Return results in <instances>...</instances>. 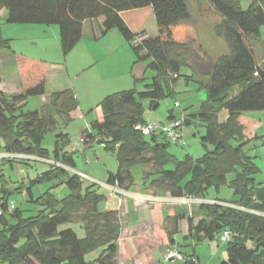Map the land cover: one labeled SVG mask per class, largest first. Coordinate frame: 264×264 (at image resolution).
Wrapping results in <instances>:
<instances>
[{"label":"trees","instance_id":"trees-1","mask_svg":"<svg viewBox=\"0 0 264 264\" xmlns=\"http://www.w3.org/2000/svg\"><path fill=\"white\" fill-rule=\"evenodd\" d=\"M208 1L223 18L214 33L224 40L229 53L216 59L199 78H193L194 70L207 61V54L191 22L187 0H0V16L5 12V23L11 25H56L63 57L81 40L84 23L94 22L101 37L116 30L130 46L135 63H147L153 77L141 91L134 87L106 96L97 106L101 117L85 131L84 141L103 145L117 162V170L108 174L106 184L129 191L135 185L132 169L150 166L151 171L143 176L145 182L151 179L148 187L173 199H205L209 190L227 186L234 199L200 204L201 220L194 224L193 216L187 218L188 235L197 244L218 239L228 230L232 238L221 264H264V187L256 184L259 170L244 151L249 140L241 122L243 113L264 111V65L258 64L251 46L259 41L264 26V0H248L245 9L236 0ZM147 7L153 11L156 36L136 44L139 34L130 30L120 14ZM1 50L11 51V46L0 35ZM15 57L20 91L0 93L2 152L57 163L59 166L52 164L31 185L58 179L69 193L59 200L48 190L34 200L28 188L29 201L40 209L23 217L19 208H10L9 191L1 186L0 264H118V211L99 210L106 197L94 184L86 185L83 178L64 169H75V162L65 151L68 135L56 132L60 125L67 127L73 121L78 100L70 89L51 90L47 104L25 112L29 98L41 97L49 90V67L43 61ZM62 66L51 65L50 73L57 77L55 88L61 81ZM186 67L192 70L185 76L186 82L196 81L206 90V99L196 112L183 116L184 125L198 122L203 126L200 142L212 150L198 159L186 156L178 160L168 153L166 138L147 140L134 131V125L145 124L143 102L156 109L164 98L174 97L172 87ZM138 83L134 80V86ZM221 111L227 113L223 123L218 121ZM48 133H55L51 154L41 145ZM170 164L173 169L167 170ZM75 215L83 225V237L71 228L61 229L72 225ZM179 221L178 216L171 218V229L166 231L169 248L176 247L173 236ZM97 249L98 256L87 260Z\"/></svg>","mask_w":264,"mask_h":264},{"label":"rangeland","instance_id":"rangeland-1","mask_svg":"<svg viewBox=\"0 0 264 264\" xmlns=\"http://www.w3.org/2000/svg\"><path fill=\"white\" fill-rule=\"evenodd\" d=\"M239 3V6L242 9H245L249 5L248 0H236ZM189 5V11L191 16V22L196 26L197 32L203 46L204 51L207 54V61L203 64H199L200 66H196L195 74H193V78H199V75H203V73H207L216 59L221 56L228 55L229 50L222 38H219L214 33V27L218 25L221 20L223 19L219 13L213 8L211 3L208 0H187ZM146 12V11H142ZM5 13V12H4ZM3 14V12L1 13ZM1 17V16H0ZM4 17L0 18V35L2 39L9 40L11 51L8 50H1L0 51V79L3 78L6 83L12 84V82H18L20 78L18 74V70L16 67V57L23 56L26 58H30L37 61H43L41 58H46L49 64L48 69V89H54L56 87L57 77L54 76L53 72L50 73L51 65H57L58 62L52 61L56 59L57 56L60 55V48H59V38L58 43L55 42L53 36L44 35L42 34V30L44 26L39 25H11L5 23ZM133 18H137L133 16ZM148 25V24H147ZM156 27V24H155ZM32 28V29H28ZM51 28L56 31L58 27L56 25H52ZM91 29L89 26H86L84 35L91 33ZM259 41L255 44H252L253 50L256 54V60L259 65L263 66L262 61V51L261 46L264 41V26L260 28L259 33ZM32 43L37 44L36 48H43L44 46L48 48L47 55L41 57L37 52H35V45L33 46ZM12 51L14 54L12 55ZM80 49L77 47L73 51H71L66 57L67 65L69 68L74 66L78 63V59L80 60L81 54ZM9 56L8 58H6ZM40 57V58H38ZM7 59V60H5ZM64 59V62H65ZM83 60V59H82ZM193 63V60H190ZM46 63V62H45ZM81 63V62H80ZM122 63L121 56L117 55L112 59V76L109 78H118L121 77L122 68L120 64ZM62 64V62H61ZM82 64V63H81ZM149 73V70H148ZM192 70L188 67L182 68L180 70L181 77L179 80L173 85L172 89L174 92V97H166L164 98L158 108L151 109L149 107V102H143V112H142V119L147 124H165L168 121V115L170 111H173L175 115L182 116L185 111H191V109H195L201 101L206 99V90L204 88L199 87L196 81L191 80L186 82L185 76L190 75ZM207 77V76H206ZM108 78V79H109ZM123 78V77H122ZM205 79V77L201 78ZM144 88L143 84L135 89L137 91H141ZM34 98H30L31 101L26 102L24 107L25 112H30L36 109L37 104L34 103ZM175 103H178L179 107H175ZM93 114V118L97 116V111L92 112L90 115ZM222 114H225V111H221L218 115V118H221ZM244 118L248 119H260L261 120V128L254 130V134L250 130H245V135L247 140H249L245 146V153L253 158L254 163L257 165L258 173L256 175V182L264 185V111H254V112H246L244 113ZM92 118V116H91ZM92 118V119H93ZM77 123L71 122L74 126L69 127L71 123L67 127L59 126V129L56 133L59 132H70L71 135V144L76 147L78 140H79V132L76 130L78 123H82V121L78 122V119L75 120ZM205 133V129L201 126L198 122H194L190 126H185L183 128V138L178 143L170 142L168 145V153L175 156L178 160L184 159L186 156H190L193 159H198L202 157L205 153L212 150L210 145H204L200 142V137L203 136ZM150 140V137L146 138ZM54 140H55V133H48L44 136L41 145L43 148L47 149L49 153H52L54 147ZM68 147V146H67ZM66 147V148H67ZM3 141L0 138V188L3 185L4 189L9 191L8 193V204L10 208H19L23 213V217H29L34 215L37 211H39V207L36 206L35 203H31L29 201V195L27 189H31L32 195L34 200L37 197L44 194L46 191H50L57 199H63L69 193L67 187L64 185L63 181L61 180H52L50 182H41L35 185H31V182L36 180L41 173L49 170L51 165L49 162H41L37 161L36 157H25L29 160L28 165L22 163L21 157L16 155H4L3 151ZM4 156V157H3ZM99 157V159H98ZM7 158L11 161L8 162ZM113 162V156L111 153H106L103 149L97 148L95 152L87 153L81 155L78 153L75 156V161L77 164V170L82 172L87 177H91L98 189L100 195L108 197V188L105 187V172L106 167L108 166L109 161ZM142 168V169H141ZM167 170H172L173 166L170 164L166 166ZM142 170L145 172L151 171L150 166L142 167V166H135L132 169L133 176L137 181L138 185L141 184L143 179ZM67 171L70 174H75L73 169H68ZM84 179L85 184H91V180H89L85 176H80ZM231 175L228 176V179H231ZM151 180V179H150ZM141 181V182H140ZM149 181V180H148ZM123 196H126L124 191L117 190ZM153 192V191H152ZM156 194V192L154 191ZM209 199H216L217 197L220 199L230 200L232 198V191L227 186H222L219 191H215L211 189L208 191L207 194ZM123 196L119 197L122 198ZM153 196V195H152ZM154 197H157L154 195ZM167 199H171V197H165V199L161 198H145V202L152 203V204H159V203H166L168 202ZM121 202V201H119ZM170 205L179 206L186 209L188 212L197 204H201L202 201L200 200H192L188 198H182L179 201H170ZM216 202V201H215ZM214 203V202H212ZM168 204V203H167ZM116 206V201L114 199L106 200L99 204V210L106 211L111 207ZM123 203L121 202V208H119V223L122 227L127 224L126 218L123 213ZM193 210V209H192ZM264 216V215H263ZM72 225H66L61 227V229L71 228L75 232H77L79 237H83V225L80 222L79 215H75L72 219ZM126 223V224H125ZM124 230V229H123ZM134 231L135 235L139 234ZM177 242L181 245L178 248L180 249V253L186 258L187 260L191 259L189 257L192 254V248L185 244L183 236L177 235L176 236ZM136 247L139 255H142V260L139 259V256L130 258L129 255L121 252L122 247L118 250V255L116 257L118 264H157V262L151 263L145 257L146 252L148 251V247L153 246L157 247L156 243L150 242L145 243L143 239L136 238ZM166 246L162 243L160 246L161 253H165ZM212 247L205 242L202 244H198L195 247V253L200 258L198 264H219V258L223 256V252H218L217 259H213L210 261L212 255ZM100 249L95 250L91 254L86 256L87 260H91L98 256ZM195 257V256H194ZM195 259V258H192ZM165 264H174L173 262H165Z\"/></svg>","mask_w":264,"mask_h":264},{"label":"crops","instance_id":"crops-1","mask_svg":"<svg viewBox=\"0 0 264 264\" xmlns=\"http://www.w3.org/2000/svg\"><path fill=\"white\" fill-rule=\"evenodd\" d=\"M146 11V12H142ZM5 13L1 15L3 18ZM124 22L127 24V26L130 28V30L135 33L139 34V37L136 41L137 43H140L142 40L154 38L156 36V27H155V19L153 15V11L150 7L144 8V9H137L127 12H122L120 14ZM133 16H136L137 18H133ZM0 17V18H1ZM148 24V25H147ZM42 26L43 25H39ZM86 26H89L91 29V33H88L87 35L85 33ZM32 29V28H28ZM44 35L53 36L56 43H58V30L51 28V26H44L43 30L41 31ZM35 47V52H37L41 57L47 55L48 52L47 47H43L42 49L36 48L35 43H32ZM80 49L81 57L80 60L78 59V63L74 66L67 65L66 59L62 56L61 57L56 54V59L52 60L55 62H58V64L63 65L62 68L60 67V78L61 81L59 82V85L55 89H49L43 96L34 98V103L37 104L36 109L37 110L40 106L45 105L49 101V91L51 90H58V89H70L72 93L74 94L75 98L78 100L79 106L78 110L73 115V123H77L75 120L78 119L79 121H82V123H78L76 130L79 132V140L78 143L75 146L71 144V135L70 132H63V134H67L69 138V145L65 149V151L70 154L75 162V169L74 172L78 176H85L82 172L77 170V164L75 161V156L78 153L81 155L95 152L97 148H101L104 150L103 145L97 143V142H87L84 141V134L85 131L89 129V124L92 121L98 120L101 117L100 110L98 109V104L108 95L130 90L132 88H137L143 84L146 85L149 83L151 78L153 77V73L147 69V63H135V57L132 53V50L128 44L124 42V40L121 38L119 33L116 30L109 31L104 37L100 36V33L98 31V28L94 22H86L83 25L82 29V38L79 41V43L76 45L75 48ZM74 48V49H75ZM73 49V50H74ZM72 50V51H73ZM261 51L263 53L262 55V63L264 65V41L261 46ZM12 51V55H13ZM121 56L122 63L120 64V67L122 68V72L124 74H121V77L118 78H109L112 76V59L115 56ZM7 56L6 58H8ZM40 58V57H38ZM49 64L46 58H41ZM65 59V62H64ZM83 59V60H82ZM7 60V59H5ZM47 60V61H45ZM62 62V64H61ZM82 64H81V63ZM123 77V78H122ZM109 78V79H108ZM134 80L138 81L139 83L134 86ZM21 86L20 78L18 79V82L14 81L12 84H7L6 81L1 78L0 79V93H3L5 95H11L19 93ZM28 101H31L30 98ZM202 102V101H201ZM200 102V103H201ZM200 103H198L197 107L195 109H191V111H185V113L182 114V116L175 115L173 111H170L168 115L169 117H183L184 115H190L197 111ZM97 111V116L93 118V114L90 115L92 112ZM92 116V118H91ZM244 113L241 116V122L244 124L245 128L250 130L252 134H254V130H257L258 128H261V120L260 119H248L244 118ZM227 118V113L225 111V114H222L221 118H218L219 123H223L225 119ZM192 125V124H191ZM74 125L71 123L69 127H73ZM255 135V134H254ZM55 141V140H54ZM245 149V147H244ZM47 150V149H46ZM105 151V150H104ZM106 152V151H105ZM108 153V152H106ZM6 155V154H4ZM7 156V155H6ZM113 156V163H108V166L106 167L105 172V187L108 188V197H106V200L114 199L116 201V206L111 207L108 210H117L118 211V217H119V208H121V202L123 203V213L124 217L126 218L127 224L122 227L121 225V231L120 236L118 240V250L120 247H122L121 252L127 254L130 256V258L139 256V259L142 260V255H139L137 251V247L135 246L137 241L136 238L143 239L145 243H148L150 245V242L156 243L157 247L149 246L148 251L145 254L144 258H147L149 262L154 263L157 262V264H165V262L162 260L163 253L160 251V246L163 243L166 248L169 247V241L167 237L166 231H169L172 226L171 218L178 216L180 218V221L178 223V232L173 236V240L175 242V246L178 248L181 247L179 242L176 240L177 235H182L185 244H188L192 248V254L189 257H194L197 260V263L201 262L200 258L195 253V247L198 244H202L207 242L210 247H212V255L210 258V261L213 259H217L218 252H223V256L219 258V264L225 261L226 259V244L227 242H222L219 239H215L213 241H203L201 243H195L191 236L188 235V225H187V218L193 216V223L196 224L198 221L201 220V216L198 212V206L200 204L195 205L190 212H188L186 209L176 206L179 203H176L175 205H170L169 203H172L170 201H179L180 199H167L168 202L166 203H159V204H150L148 202H145V198H161L165 199V197L169 196L168 193H160L156 192L154 193V190L150 189L148 187V182L150 181H140L141 184L137 183L135 180L134 187L129 191H124L126 196H123L120 192H118L116 187H112L106 184L107 176L108 174L115 173L117 170V162L115 160L114 155ZM4 157V156H3ZM21 159L25 160L24 164L28 165L29 160L27 159L29 156H20ZM27 157V158H25ZM252 158V157H251ZM37 161L41 162H49L48 160H43L39 158H35ZM99 159V157H98ZM253 159V158H252ZM257 166V165H256ZM144 168V166H142ZM66 171L67 169L64 168ZM142 169V168H141ZM170 170V169H169ZM145 171L142 170V175L144 176ZM82 178V177H81ZM89 180H91V184L96 185L95 181L91 177H87ZM256 179V178H255ZM256 181V180H255ZM256 184L260 185L261 187H264V185H261L256 182ZM90 185V184H86ZM260 187V188H261ZM153 191V192H152ZM99 193V192H98ZM208 194V192H207ZM206 194L205 199H192V200H200L202 201L201 204H211L212 202L217 201H231L234 198L232 197L230 200L226 199H209ZM153 195V196H152ZM157 196V197H154ZM123 196L122 198H119ZM170 197V196H169ZM121 201V202H119ZM168 203V204H167ZM170 220V221H169ZM124 229V230H123ZM139 234L134 233V231ZM180 251V249H179ZM181 252V251H180ZM177 264V263H174Z\"/></svg>","mask_w":264,"mask_h":264},{"label":"built area","instance_id":"built-area-1","mask_svg":"<svg viewBox=\"0 0 264 264\" xmlns=\"http://www.w3.org/2000/svg\"><path fill=\"white\" fill-rule=\"evenodd\" d=\"M175 107H179L178 103H175ZM184 127L183 117H172L165 124H136L134 125V131L140 133L143 137L163 136L169 142L178 143L183 138ZM231 238L232 233L228 230H224L218 239L222 242H228ZM162 260L164 262H173L177 264L185 263L186 261L192 264H198L196 258H191L189 260L184 258L176 247L168 248L163 254Z\"/></svg>","mask_w":264,"mask_h":264}]
</instances>
